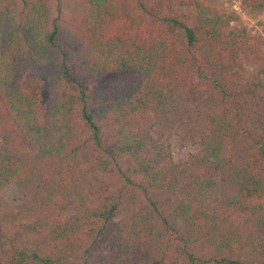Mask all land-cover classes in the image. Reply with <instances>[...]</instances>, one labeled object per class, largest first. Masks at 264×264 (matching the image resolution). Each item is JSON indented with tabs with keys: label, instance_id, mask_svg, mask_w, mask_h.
Returning <instances> with one entry per match:
<instances>
[{
	"label": "trees",
	"instance_id": "obj_1",
	"mask_svg": "<svg viewBox=\"0 0 264 264\" xmlns=\"http://www.w3.org/2000/svg\"><path fill=\"white\" fill-rule=\"evenodd\" d=\"M190 5L0 0V264H264L263 55Z\"/></svg>",
	"mask_w": 264,
	"mask_h": 264
},
{
	"label": "rangeland",
	"instance_id": "obj_2",
	"mask_svg": "<svg viewBox=\"0 0 264 264\" xmlns=\"http://www.w3.org/2000/svg\"><path fill=\"white\" fill-rule=\"evenodd\" d=\"M152 4L159 8V16L171 17L176 14H182L186 12H191L192 6L190 5L191 0H151ZM206 1L209 5L214 7L219 13H236L239 18L231 22L230 28L233 30H242L247 28L251 35L253 45L261 50L263 55L264 63V10L261 12L251 13L249 8L243 7L241 5V0H198ZM161 18V17H160ZM124 25L119 24L112 27L113 32H118L124 30ZM166 28L163 21H159L157 24L151 22L147 29L140 32L143 38H147L152 35L153 32H159L160 29ZM258 60H262L259 58ZM262 63V64H263ZM260 63L247 64L241 70L235 71L233 74V79L238 82H249L259 78V71L261 65ZM5 132H9L17 140H20L18 134L15 133V128L10 124L6 123L0 128V144L2 142V135ZM161 141L159 140V143ZM174 154L177 162H183L190 153H198L199 150L196 148H181L177 140L173 141ZM5 198L12 204H19L23 200V195L16 186L9 187L5 193ZM75 210H72L70 215L75 214Z\"/></svg>",
	"mask_w": 264,
	"mask_h": 264
}]
</instances>
